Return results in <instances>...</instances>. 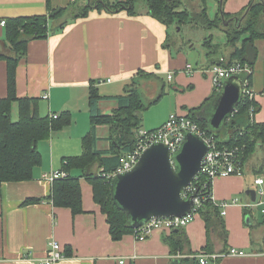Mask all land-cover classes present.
Wrapping results in <instances>:
<instances>
[{
  "label": "crops",
  "instance_id": "obj_1",
  "mask_svg": "<svg viewBox=\"0 0 264 264\" xmlns=\"http://www.w3.org/2000/svg\"><path fill=\"white\" fill-rule=\"evenodd\" d=\"M115 1L125 0H109ZM212 1L217 12L218 2ZM250 2L224 0L221 10L234 17ZM47 4L61 11L59 19L48 21L45 37L27 44L25 57L16 67V96L37 98L38 114L43 117L68 112L70 123L37 142L41 160L32 169L31 179L2 184L0 264H37V260L46 256L52 241L60 245L66 257L57 264H181L188 256L194 258L199 254L216 256L207 258L209 264H264V163H261L263 166L259 163L262 151L264 161V146L257 147L244 162L240 176L218 177L212 181V202L218 211L210 228L214 230L208 233L204 218L195 214L193 220L181 228L185 245L175 254L167 241L172 231L155 230L143 239L129 234L118 241L112 240L107 217L93 199L91 184L83 177L79 178L82 212L74 215L69 208L54 206L49 198L53 182L45 180L44 175L61 171L66 157L81 156L85 137L95 138L93 149L97 154L90 168L96 174L106 165L113 167L115 154L126 150H123V135H126L115 127L91 128L88 105L91 87L101 97L97 114L111 115L119 107L117 98L126 96V91L135 83L144 104L157 100L139 114L140 129L142 126L149 131L158 129L172 114L190 116L193 112L197 118L208 119L219 91L213 85L212 66L220 58H227L233 49L226 45L223 28L207 29L196 23V28L215 29L223 34L226 52L218 53L220 44L214 43L212 35L202 40L204 55L193 57L194 44L191 43L189 51L171 48L169 27L149 15L143 2L135 5L133 14L126 10L110 13L105 9H90L85 16L75 18L80 8L77 2L70 0H0V22L47 16ZM5 31L0 25V53L6 50ZM254 46L257 57L249 76L258 109L252 120L263 124L264 39L256 40ZM214 51L217 53L213 54ZM187 65L192 67L191 73L187 72ZM169 74L172 75L170 80ZM108 79L111 81L106 82ZM44 94L48 95L46 100L42 98ZM6 97L7 65L0 59V99ZM15 106L13 103L11 116ZM133 134L131 132L130 138ZM70 173L80 175L78 170ZM256 179H262L263 183L255 185ZM251 190L255 191L254 201L247 193ZM29 199L42 201L24 205ZM233 200L236 203L226 207L222 215L223 209L218 204ZM217 221L220 225H216ZM229 249L243 251L246 255H227ZM24 256L30 259L24 260Z\"/></svg>",
  "mask_w": 264,
  "mask_h": 264
},
{
  "label": "trees",
  "instance_id": "obj_2",
  "mask_svg": "<svg viewBox=\"0 0 264 264\" xmlns=\"http://www.w3.org/2000/svg\"><path fill=\"white\" fill-rule=\"evenodd\" d=\"M80 0H76L74 3ZM84 5L75 15V18L83 17L90 9H105L112 13L119 10H126L133 14L135 5L140 0H125L109 2V0H81ZM147 13L157 19L165 26L182 25L189 22L190 13L185 9L181 10V0H142ZM218 10L213 19L207 16L206 0H200L201 11L194 14V21L199 25L211 28H223L226 45L233 50L226 58L228 64L239 63L253 66L257 57L254 42L264 39V0H251L247 8L239 15L230 17L221 10V3L224 0H216ZM49 2V0H47ZM49 14L47 16L19 17L5 21L4 48L0 53V59L6 61L7 65V97L0 99V192L3 183L21 182L31 179L32 169L40 163L41 157L37 150V142L47 139L51 132L58 131L70 123V115L63 112L57 115L56 119L43 117L38 114L37 98H17L15 90V72L20 59L25 57L27 44L35 39L43 38L48 32V21L58 20L61 11L54 10L47 4ZM193 21V20H192ZM227 23V25H225ZM59 28V27H57ZM207 44V43H206ZM218 51V50H217ZM217 51L212 52L216 54ZM218 63V62H217ZM251 76L248 77V85L251 86ZM163 93V88H162ZM160 93V94H162ZM162 96V95H160ZM101 100L97 90L91 87L88 98V105L91 110L90 124L94 129L98 125H109L124 133L125 140L123 155L116 153L114 166L108 168L103 162L104 169L98 174L91 171V164L97 152L93 149L94 137L87 136L83 139L84 152L79 157H66L61 166V173L65 176L55 179L50 195V200L56 207L69 208L75 215L82 212L81 189L79 178L83 177L93 188V199L100 206L101 211L107 217L109 233L114 241L120 240L123 236L132 234L129 221L125 214L118 209L110 195L111 180L102 175H110L119 166V159L131 152L137 142L136 131L140 129V113L154 104H144L138 92V85L126 91V96L118 97L119 107L111 115L97 114V104ZM17 105V120L13 121L11 116L12 104ZM258 107L254 100L242 99L236 111L219 130H211L205 119H200L192 112L190 118L207 134L214 135L219 146L243 147L241 164L250 158L257 147L264 146V123H255L250 116L249 109ZM133 132V136H131ZM91 144V149H89ZM109 166V165H108ZM78 170L80 175L74 176L71 171ZM205 179L200 178L198 186L201 187ZM211 193V184L207 183L203 194ZM42 199H29L23 204H34ZM206 224L207 232L217 218V208L210 198L203 201L196 209ZM216 225H220L217 221ZM185 236L181 229L172 230L171 236L167 238L172 253L180 252L185 245ZM181 264H199L196 259L188 256Z\"/></svg>",
  "mask_w": 264,
  "mask_h": 264
},
{
  "label": "water",
  "instance_id": "obj_3",
  "mask_svg": "<svg viewBox=\"0 0 264 264\" xmlns=\"http://www.w3.org/2000/svg\"><path fill=\"white\" fill-rule=\"evenodd\" d=\"M246 79V74H237L222 80L212 113L205 119L211 130H219L233 115ZM206 152L203 140L187 133L172 155L164 144H152L130 171L117 174L111 180V199L125 214L132 229L140 228L151 219L180 218L191 212L193 201L184 199L182 194L198 175ZM247 193L254 201L255 191Z\"/></svg>",
  "mask_w": 264,
  "mask_h": 264
},
{
  "label": "built area",
  "instance_id": "obj_4",
  "mask_svg": "<svg viewBox=\"0 0 264 264\" xmlns=\"http://www.w3.org/2000/svg\"><path fill=\"white\" fill-rule=\"evenodd\" d=\"M75 2L76 0H70ZM1 26L5 25V21L0 22ZM187 72H192V67L187 65ZM213 72V85L218 91L222 87V80L227 79L233 75L246 74L249 76L252 73L251 67L247 64L233 63L228 64L226 58H220L219 62L212 66ZM172 77L171 74L167 76L168 80ZM108 79L106 82H110ZM102 81L99 82L101 84ZM44 100L48 98V95L44 94L42 96ZM242 99L253 100L254 93L248 85V80H245ZM236 111V110H235ZM251 119L255 113L254 108L249 109ZM51 118L56 119L57 115H51ZM187 133H192L200 137L203 142L207 145V152L204 155L201 163V168L198 175L194 178L192 183L183 191L184 199H192L193 207L191 212L184 217H174V218H155L147 221L140 228L133 229L132 235L136 239H143L150 235L155 230L172 231L176 229L184 228L189 224L195 214L196 209L200 207L201 203L207 198L212 200L211 193L207 196L203 194L204 189L207 187V183L218 177H228L232 175L240 176L242 174V164H241V154L243 153V147L233 146L227 147L226 145L219 146L214 135L207 134L204 132L196 122H194L189 116L172 114L169 116L168 120L158 129L152 131H144L143 129H138L136 131L137 142L135 148L128 154L122 156L119 159V166L110 175H102L107 180H112L117 174L125 173L130 171L134 165L137 163L140 155L144 150H146L150 145L161 143L164 144L170 151L172 155L175 153L183 141L184 136ZM65 174L61 172H53L48 175H44V179L53 182L55 179L64 177ZM200 178L205 179V182L201 187L198 186ZM255 185H261L263 183L262 179H256L254 181ZM260 195L261 192L259 193ZM236 200L229 202H221L218 204L222 210L221 214L225 215V208L230 204H235ZM227 255L243 257L246 255L243 251L236 249H229ZM215 259L216 256L207 255H195L194 259L198 261L199 264H209L208 259ZM66 257L62 251L60 245L54 241L49 242L47 254L43 259L37 260V264H57L58 262L64 260ZM23 259H30L24 256Z\"/></svg>",
  "mask_w": 264,
  "mask_h": 264
},
{
  "label": "rangeland",
  "instance_id": "obj_5",
  "mask_svg": "<svg viewBox=\"0 0 264 264\" xmlns=\"http://www.w3.org/2000/svg\"><path fill=\"white\" fill-rule=\"evenodd\" d=\"M61 1H68V0H61ZM139 2H143L142 0H140ZM117 3V1H116ZM183 6L184 8L182 9H187L188 12L190 13V19H189V23L186 24H182V25H172L169 27V34H170V39L172 40L170 46L171 48L175 49V48H182L185 49L186 51H189V43L194 44L193 47V51L191 52V55L193 57L199 55V54H205L206 50L204 49L203 45V39L208 37L209 35H212L214 38V43H218L220 44V50L218 51V53H222L224 54V52H226L225 47H223L224 43V35L221 34L219 31L212 29V30H205L202 28H196L194 26V24L196 23L197 25H199V21H194L193 18V14H196V12L198 13L201 10V6L198 0H192V1H183ZM206 11H207V16L211 19L214 18L216 13V5L212 0H206ZM83 6V2L80 0L77 2V7L81 8ZM73 7V5H71V8ZM214 14V16H213ZM194 23H190L193 22ZM205 50V51H204ZM165 81V80H164ZM147 88V87H146ZM150 88V87H149ZM144 101H146V99H144ZM143 115V114H142ZM12 116H13V121L17 120V107L15 106V110L14 112H12ZM143 121V119H142ZM147 128V127H146ZM145 127L142 126V129L144 131H149L148 129H146ZM160 128V127H159ZM156 130V129H155ZM262 153V157L260 158V164L264 163V161H262L263 159V151L260 152ZM261 166H263V164H261ZM264 177V174L262 175Z\"/></svg>",
  "mask_w": 264,
  "mask_h": 264
}]
</instances>
